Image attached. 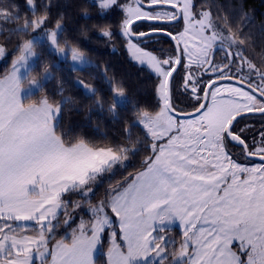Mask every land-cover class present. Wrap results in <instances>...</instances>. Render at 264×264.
Returning <instances> with one entry per match:
<instances>
[{
  "label": "snow or ice",
  "instance_id": "obj_1",
  "mask_svg": "<svg viewBox=\"0 0 264 264\" xmlns=\"http://www.w3.org/2000/svg\"><path fill=\"white\" fill-rule=\"evenodd\" d=\"M24 4L30 11L39 7L40 14L31 20L25 16L22 27L9 35L27 34L29 28L36 32L50 19V6L43 0ZM193 8V0L99 2L101 14L122 12L119 36L130 57L155 76L159 111L136 112L130 127L146 130L150 154L135 175L95 204L93 184L137 149L65 140L59 123L70 100L53 104L45 97L26 103L31 89L42 90L41 81L52 74L45 66L39 79L32 75L29 61L39 58L34 40L15 46L18 54L8 74L0 77V264H32L33 257L39 264H97L105 241V264H264V53L257 64L240 47L245 39L236 32L225 35L210 11L197 18ZM20 20L17 0H0V21ZM181 20L183 28L176 33L165 27ZM61 28L57 20L47 40L66 57L67 42L61 47L57 38ZM102 35L114 34L106 28ZM161 37L175 42L171 53L156 54L150 47ZM8 42L0 44V57L9 54ZM70 52L73 63H88L77 47ZM80 84L89 96L97 95ZM110 91L109 112L115 116L127 97L121 84ZM177 97L195 101L192 111L179 107ZM95 103L102 108L103 97ZM250 114L262 121L256 131ZM233 149L262 163L244 166ZM73 195L76 199H65ZM85 206L88 219L73 227L76 210ZM61 212L71 239L49 247L61 226ZM31 223L37 226L34 235L28 234ZM173 224L182 230V240L169 258L175 241L166 226Z\"/></svg>",
  "mask_w": 264,
  "mask_h": 264
},
{
  "label": "trees",
  "instance_id": "obj_2",
  "mask_svg": "<svg viewBox=\"0 0 264 264\" xmlns=\"http://www.w3.org/2000/svg\"><path fill=\"white\" fill-rule=\"evenodd\" d=\"M127 1L119 0L122 3ZM40 2L41 0H38V4ZM43 2L50 6V19L46 26L55 27L57 20H60L62 28L57 38L61 47L65 46V42L67 49L77 47L92 64L75 71L70 68L69 61L56 66V55L49 49L48 43L36 42L39 58H36L32 67V75L39 79L44 73L45 66H48L52 79L44 81L42 90L27 97L25 102H37L45 97L53 104L61 100H70V103L64 106L59 123V131L65 134L64 138L67 141L75 143L79 139H84L96 146L113 148L124 146L130 149L135 146L137 149L134 157L130 156L128 161L115 166L111 172L103 174L93 184L94 195L91 203L95 204L103 199L111 188L123 184L135 175L150 154L146 151L149 147L144 140L146 132L141 126L130 127V124L136 122L137 111H148L151 114L159 111L158 101L154 95L157 81L149 70L135 64L129 58L119 36V24L123 15L120 10L113 9L101 14L97 2L91 0H43ZM17 3L20 4L21 13L19 24H4L0 21V31L3 32V35H0V44L10 41L6 47L9 54L0 60V77L9 70L18 54L14 51L15 46L28 41L33 30L29 28L27 34L9 35V32L13 28L22 27L25 16L31 20L41 11L39 7L28 10L24 0H17ZM193 5L195 11H210L213 24L221 27L227 35L236 32L240 38L245 39L246 43L240 47L248 58L259 64L260 55L264 53V0H193ZM106 28L114 34L111 38L102 35ZM77 81H83L91 86L97 95L89 96L77 85ZM117 84L124 87L127 100L114 116L109 112L113 95L110 87ZM101 96L104 100L102 108L95 103ZM251 123L255 124L256 131L262 121L253 119ZM126 130L131 132L130 139L126 138ZM148 140L151 139L148 137ZM233 151L236 156L244 158L238 149ZM65 199L74 200L76 196L68 198L66 196ZM86 207L76 210V215H85V220L88 219ZM61 215L62 221L64 217ZM117 228L116 231L119 232ZM56 237L61 239L63 236L58 234ZM107 248L108 242L105 241L96 256L97 264H105L103 253H106Z\"/></svg>",
  "mask_w": 264,
  "mask_h": 264
},
{
  "label": "rangeland",
  "instance_id": "obj_3",
  "mask_svg": "<svg viewBox=\"0 0 264 264\" xmlns=\"http://www.w3.org/2000/svg\"><path fill=\"white\" fill-rule=\"evenodd\" d=\"M95 2H97V4L99 5L100 0H97V1H95ZM125 3H126V2H125ZM125 3L120 2L121 5H124ZM127 3H131V0H128ZM202 11H206V10H202ZM202 11L195 12V10H194V8H193V15H194L195 17L199 18V15H200V13H201ZM55 28H56V26H55V27H52V28L46 26L45 28H42V29H40V30H37L36 32H33V31H32V35H31V37L29 38V40H34L35 42L46 41V42L48 43V47H49V49H50L51 51H53L54 54L56 55V62H55V65H56V66L60 65L61 62H64V61H69V66H70V68H72V69H81V68H84V67H86V66L92 64V61L89 60V59H88L87 57H85V56H84V57H85L86 61L88 62L85 66L81 67L79 64H75V63H73V62L71 61V52H70V49H66V52H67L66 57H65V56H61V55L55 53V51H54V50L51 48V46H50V42L47 40V33L50 32V31H52V30H55ZM182 28H183V21L181 20V21H180L179 23H177L176 25L170 26L168 30L171 31V32H173V33H176V32H178L179 30H182ZM216 28H217L219 31H221V32H223L224 34H226L225 31H224L221 27H216ZM137 30H144V29L138 27ZM59 32H60V30H58V34H59ZM209 34H210V33H209ZM57 37H58V36H57ZM165 39H166L165 37H161L159 43H154V44H152V45L150 46L152 49L155 50V53H156V54H160V53H171L172 50L174 49V46H173L172 42H171L170 40L166 41L167 39H166V40H165ZM192 43H193V45H195V43H196L195 39H193ZM125 49H126V46H125ZM127 53H128V52H127ZM128 56H129V58H130L135 64H137V65H139V66H141V67H145L147 70L150 71V69H149L146 65H143V66H142V65H140L137 61L133 60V59L130 57V54H129V53H128ZM2 58H3V57H0V60H2ZM35 60H36V58H32V59L29 61V65L33 67V65H34V63H35ZM10 68H11V66H10ZM10 68H9V70H10ZM9 70H8L4 75H2L1 77L6 76V75L8 74V72H9ZM150 72H151V71H150ZM178 78H179V77H178ZM44 81H46V80H43V81H41V82L43 83ZM77 85H78V81H77ZM79 86H81V87L83 88V85H82V84H80ZM28 87H29V86L27 85V83H25V88L27 89ZM31 91H32V95H33V94H35V93L38 91V89H34V88H33V89H31ZM85 92H86V91H85ZM28 97H29V96H28ZM177 99L179 100V107L185 109L186 111H192V104H194L195 101H191L190 99H184L183 97H177ZM27 103H28V102H27ZM29 103H33V102H29ZM152 115H155V113L152 114ZM253 119H259V116H258V115H251V116H249V121H250V123H251V121H252ZM136 120H137V119H136ZM141 127H142V125H141ZM142 128H143V127H142ZM144 131L146 132L145 129H144ZM146 135H147V132H146ZM148 137L151 139L150 136H148ZM162 143H163V141H162ZM233 152H234V151H233ZM234 156H235V158L238 160L239 163H241L242 165L247 166V167H252V166H256V165L261 164L260 162L249 161V160L246 159L245 157L242 158L241 156H236V155H235V152H234ZM67 198H68V197H67ZM86 208H87V207H86ZM70 210H71V209H70ZM86 213L88 214L87 209H86ZM60 215H61V213L59 214V216H60ZM88 215H89V214H88ZM61 217L63 218V215H61ZM81 218L85 219V215L80 214V215H76V216H75V220H78V222L76 221V222L73 224V227H76V225L79 223V221H80ZM114 220H115V218H114ZM62 221H63V220H62ZM62 221H61V226L58 227V228L56 229L55 233L53 234V237L50 238V240H49V247H52V246L56 243V241L59 240V239L56 237L58 234H61V235L63 236L62 238L67 237L69 240L71 239V231H72V229H70V228H65V227L63 226V224H62ZM174 225H176V224H174ZM174 225H168V226H166V227L169 229V231H168V233H167L168 236H169V239L172 240V241H175V244H174V245H170V247H169V255L171 254V252H172L174 249H175V250H178L179 245H180V242H181V240H182V230L180 229V227H179L178 224H177V226H178L179 228H177V227L174 226ZM36 227H37V226H36L34 223H31V227H30V229H29L28 234H30V235H34L35 233L33 232L32 229H34V228H36ZM117 230H118V228H117ZM62 238H61V239H62ZM120 243H123V242L120 241ZM33 259H35V257H33ZM34 264H39V262L37 261V262L34 263Z\"/></svg>",
  "mask_w": 264,
  "mask_h": 264
},
{
  "label": "water",
  "instance_id": "obj_4",
  "mask_svg": "<svg viewBox=\"0 0 264 264\" xmlns=\"http://www.w3.org/2000/svg\"><path fill=\"white\" fill-rule=\"evenodd\" d=\"M91 1H97V0H91ZM166 39L167 40H170V38H166ZM171 42H172L173 46L175 47V42L174 41H171ZM251 115H253V114H250L249 116H251ZM256 115H258V114H256ZM245 158L248 159V160H250V161H256V162L262 163V161H260L258 157H245Z\"/></svg>",
  "mask_w": 264,
  "mask_h": 264
},
{
  "label": "flooded vegetation",
  "instance_id": "obj_5",
  "mask_svg": "<svg viewBox=\"0 0 264 264\" xmlns=\"http://www.w3.org/2000/svg\"><path fill=\"white\" fill-rule=\"evenodd\" d=\"M195 12H198V11H195ZM177 24V23H176ZM176 24H174V25H176ZM173 26V25H172ZM165 27H167L168 29H169V25H165ZM225 35H227V34H225ZM235 50V49H234ZM221 58H222V53L221 52H217L216 53V60H217V62H219L220 60H221Z\"/></svg>",
  "mask_w": 264,
  "mask_h": 264
},
{
  "label": "crops",
  "instance_id": "obj_6",
  "mask_svg": "<svg viewBox=\"0 0 264 264\" xmlns=\"http://www.w3.org/2000/svg\"><path fill=\"white\" fill-rule=\"evenodd\" d=\"M115 218V217H114ZM174 225V224H173ZM174 226H176L177 228H179L178 226H177V224L176 225H174ZM97 256V255H96ZM47 259L50 261V257H47ZM37 261L35 260V259H33V262H32V264H34V263H36Z\"/></svg>",
  "mask_w": 264,
  "mask_h": 264
}]
</instances>
